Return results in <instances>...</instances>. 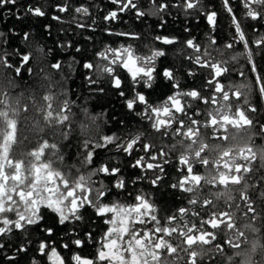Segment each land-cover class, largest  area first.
I'll list each match as a JSON object with an SVG mask.
<instances>
[{
  "label": "snow or ice",
  "instance_id": "1",
  "mask_svg": "<svg viewBox=\"0 0 264 264\" xmlns=\"http://www.w3.org/2000/svg\"><path fill=\"white\" fill-rule=\"evenodd\" d=\"M110 2L116 8L103 17L110 22L119 20L124 12L134 10L135 17L140 20L148 15L164 13L170 7L159 0H151L155 10L145 12L140 9L136 0ZM222 3L235 29L233 42L225 44L224 48L230 50L234 48V44L239 43L243 45L244 51L232 55L230 60H217L212 50V46L218 43L215 36H210L208 46L203 48L194 38L185 41L186 48L194 53L186 57L188 61L210 71V78L206 81L210 96H204L195 88L184 90L176 78L177 70L166 67L159 75L171 83L174 91L161 105L151 103L143 91H134L131 98L125 99L129 112L147 121L156 133L183 138L172 144L167 151L163 147L157 148L154 143L145 142L146 136L139 132L127 137L103 135L95 140L89 138L82 142L83 156L79 161L80 167L76 168L77 175L73 177L71 167L65 166L68 167L67 171L54 167L57 163L63 164L65 159L57 142L50 143L41 135L36 148L22 149L29 136L20 134L21 118L29 108L21 104L22 94H12L17 87L15 77L6 83L0 82V252L8 247L3 242L4 237L14 233L27 234L31 229L43 234L37 251L41 256L47 257L49 264H180L181 261L183 264H205V258L212 262L216 255L224 254L225 245L240 250L234 256L244 257L241 264H260L256 256L264 254V243L254 241L249 249L242 245L248 243L243 229L259 233L260 228L254 222L264 215V210L257 211L255 200L250 194V189L256 188V182L264 187V146H257L255 142L256 136H264V121L254 118V114L259 112L264 103V63L256 59L257 55L264 53V35H258L256 40L249 41L240 19L233 11L231 0H222ZM241 3L246 18L264 21V0H241ZM9 4L16 5L17 0H0V9ZM200 4L201 0H184L183 7L186 10L202 11ZM57 8L60 12L68 11L67 4L57 5ZM26 11L38 17L46 14L41 7L29 6ZM74 11L84 16L90 15L85 6L76 7ZM202 14L210 28L215 30L218 13L208 11ZM16 18L20 19V16L17 15ZM53 19L61 18L54 16ZM92 23L95 24V20ZM165 23L161 18L158 27L163 28ZM77 27L84 28L86 25L78 23ZM106 31L109 35L140 39L136 33L112 32L111 29ZM185 31L189 29L185 28ZM253 31L257 30L253 28ZM22 39L26 43L30 42V33L25 32ZM154 39L163 45L177 43L175 37L157 35ZM7 43L5 33L0 32V66L13 69L17 77L21 75L22 68H26L31 75L33 69L28 65L34 58L33 53L16 50L14 54L20 57V61L18 66H14L9 54L3 50ZM253 44L258 51L252 50ZM62 47H71V44ZM214 50L220 56L224 55L220 48ZM36 51L46 56L43 47L38 46ZM76 51L79 52L80 49L77 48ZM96 55L107 63L94 65L87 62L83 67L90 71L95 69L100 75L110 77L111 86L121 89L119 95L125 97L117 68L128 71L133 89L136 85L141 89H151L156 80V61L165 57L166 51L156 48L150 49L148 55H139L131 45H122L119 48L107 47ZM35 58L39 60L42 57ZM241 58L248 66L247 72L243 64L239 69L230 67L231 61L239 62ZM50 67L60 71L63 65L57 61L50 64ZM39 71L43 73L44 69ZM231 73H237L243 78L242 81L228 85L222 83ZM194 74L191 70L187 73L189 76ZM43 79L49 80L48 91L41 97L43 104H38L34 97L31 98L32 107L39 118L33 117L25 131L40 134L51 129L53 136L68 140L75 116L72 111L75 101L59 99L52 91L51 78L45 73ZM87 79L90 85H96L99 76H89ZM96 90L100 93L105 91L103 87ZM190 101L209 105L211 110L201 114L193 109ZM81 111L92 123L96 122L97 117L89 115L87 108ZM200 115H203V119L193 118ZM23 119L28 121L29 118L23 116ZM119 123L124 125L123 120ZM87 127L86 124L81 125L83 129ZM211 139L226 143H209ZM112 148L129 157L136 151H142L145 155L137 156L130 165L131 168L140 170L131 183L136 185L147 181L153 187L163 181L167 174L166 166L172 162L169 157L179 150L176 161L179 166L176 170L180 175L169 186L187 194L188 205L198 207L195 210L180 207L177 213L161 217L150 196L142 192L133 196L132 191H129V180L124 177L119 164L110 162L94 165L97 150L111 151ZM82 168L87 171L82 172ZM201 168L204 169L203 172L200 171ZM101 176L110 183L106 184L104 180L98 179ZM211 188L223 189L211 193L215 201L205 195ZM113 190H119L117 195L126 192L129 197H133L134 203L106 202ZM259 195L264 198V193ZM237 198L242 202L243 209L240 203H236ZM222 199L228 209L235 208L248 222L241 227L240 217L236 212L219 210L217 202ZM87 208L93 209L98 217H107L104 223L110 227L100 240L95 241L99 247L94 258L82 256L79 252H74L70 258L64 257L57 250V245L71 251V246L81 249L94 240L90 231L84 232L83 237L76 235L75 225L84 221V210ZM43 209L54 213L59 225L73 224L67 235L76 238H72L70 243H60L56 239L55 226L44 224ZM201 209L204 210L203 214ZM222 228L226 237L223 240L220 239ZM63 239L64 237H60V240ZM31 243L29 239L27 244H19L16 252L27 253ZM6 260L9 264H18L13 255H8ZM232 260L233 256L227 257L228 264ZM32 264L37 262L33 260Z\"/></svg>",
  "mask_w": 264,
  "mask_h": 264
},
{
  "label": "trees",
  "instance_id": "2",
  "mask_svg": "<svg viewBox=\"0 0 264 264\" xmlns=\"http://www.w3.org/2000/svg\"><path fill=\"white\" fill-rule=\"evenodd\" d=\"M160 3H167L170 7L166 12L159 15H148L143 19L138 20L133 11L124 12L121 14L120 19L115 22L105 21L103 17L111 10L116 8L110 0H17L16 5H6L0 9V32L5 33V38L8 40L7 45L4 46L10 56V62L14 66L19 65L20 57L15 55L16 50H23L33 53V60L28 65L33 69L31 75L27 72L26 68L21 69V75L15 76L13 69H6L0 66V82H5L15 77V84L17 87L13 90L12 94L21 95V104L27 105L29 111L24 113L29 119L25 121L23 116L21 118V136L28 135L29 140L25 141L22 146L23 150H31L37 147V141L42 135L43 138L48 139L49 142H57L59 144L60 152L64 155V163H57L54 167H58L64 171L68 167L72 168V176L77 175L76 168L80 167L79 161L83 156L81 148L82 142L86 139H97L103 135H117L127 137L129 134L135 135L138 132L146 136L145 142L154 143L157 148L171 149L172 144L179 141L178 136H161L150 128V125L143 118L129 112L125 106V99L131 98L134 91H143L148 97L149 101L154 105H161L168 95L173 93L171 83L164 79L160 72L166 67L176 69V78L180 81L184 90L198 89L204 96H210L209 86L206 85L207 79L210 78V71L207 68L197 67L186 58L188 55H194L191 49L186 48L185 41L194 38L202 48L207 47L209 37L215 36L217 45L212 46L213 55L217 60L229 59L232 55H238L244 51L243 45L236 43L233 49H225L224 45L233 42L235 29L232 26L231 18L223 7L222 0H216V12L218 13V27L215 32L209 30L205 15L211 7L210 0H201L199 8L202 11L193 9L186 10L183 7L184 0H159ZM136 3L141 10L150 12L155 10V6L151 0H136ZM68 5V11L60 12L57 5ZM31 6L41 7L46 13L43 17H38L27 13V8ZM88 7L90 15L84 16L76 13V7ZM231 6L234 13L241 21L242 28L245 31L246 38L249 41L256 40L261 31H253V27L257 26L258 21L244 18L243 5L241 0H231ZM17 15L20 19H17ZM54 16H59L61 19H53ZM161 18L166 23L163 28L158 27ZM95 20V24L92 21ZM78 23L86 25L84 28L77 27ZM250 25L246 27V25ZM188 28L189 31H185ZM106 29H111L112 32H130L136 33L140 39H132L129 37L109 35ZM30 33V42L26 43L22 37L23 34ZM169 36L175 37L177 43L173 45H163L155 41V36ZM71 44V47H62V45ZM122 45H131L135 52L139 55H148L150 49L163 48L166 51V56L157 59L156 80L151 89H141L139 85L133 89V81L130 74L124 68L118 67L117 74L122 79V90L125 92V97H121L119 92L121 89H115L111 86V78L107 75H100L98 71L88 70L83 67L84 63L91 62L94 65H104L107 61L100 60L96 53L103 51L107 47L119 48ZM43 47L46 56H42L37 52V47ZM220 48L224 55L220 56L214 49ZM254 52L258 51L255 45H251ZM80 51L77 52L76 49ZM51 50V51H48ZM42 57L37 60L35 57ZM256 59L260 63H264V53L257 55ZM60 61L63 65L60 71L51 69L50 64ZM244 65V70L247 72V64L241 58L239 62L231 61L230 67L240 68ZM71 65V68H69ZM43 68L44 72L39 70ZM191 70L195 74L192 76L187 75ZM45 73L51 78L52 91L55 92L59 99L68 98L75 101L72 111L75 113L73 117L72 130L69 134V139L64 140L58 136H53L51 129L46 130L44 133H36L33 131H25V127L30 123L33 117H38L34 111L32 104V97L35 98L38 104H43L41 99L42 95L48 91L49 80L43 79ZM92 76L99 80L96 85H90L87 77ZM237 73H231L227 78L222 80L225 85L236 84L242 81ZM103 87V93L98 92L96 89ZM64 93L65 95H61ZM193 109L198 111L195 106H201L203 109L208 110V105L190 101ZM55 106V105H54ZM143 107V106H141ZM87 108L89 115L97 117L96 122L92 121L86 116L81 109ZM191 114V113H190ZM194 116L193 118H196ZM120 120L124 121V125L119 123ZM82 124H86L87 129L81 128ZM223 142V141H222ZM187 143V141H185ZM134 153H143L136 151ZM133 153V154H134ZM179 150L169 158L172 161L168 165V172L165 175L161 186L154 189L156 199L160 200L161 205L165 208L171 207L177 197V191L168 187L170 180L176 182L178 174L175 170L173 162L177 159ZM144 154V153H143ZM99 157L102 158L100 161ZM47 158V157H45ZM134 157L126 156L117 153L115 148L111 151L97 150V155L94 158V165L114 163L119 164L123 170V175L129 180V191H132L131 180L135 179V175L140 172L139 169L130 167L133 163ZM68 166V167H65ZM75 166V167H72ZM86 169H81L84 172ZM151 175V174H149ZM96 179V178H94ZM104 182L110 183L109 180ZM147 181L138 182V192H145L144 185ZM251 183V181H250ZM140 190V191H139ZM223 189H218L222 191ZM113 190L106 202H113L117 200H132L126 192ZM132 193H134L132 191ZM236 194V193H234ZM238 197V194H236ZM237 200H239L237 198ZM222 204L218 207H225L223 199ZM44 210V209H43ZM237 215L240 212L233 208ZM35 230H29V233H14L3 238V242L8 244V247L0 252V264H9L6 260L8 255L16 257L18 264H30L34 259L32 254V247L34 241ZM7 238V240H5ZM32 243L28 245L27 253H17L16 247L23 241L24 244L28 240ZM23 257V258H21Z\"/></svg>",
  "mask_w": 264,
  "mask_h": 264
},
{
  "label": "flooded vegetation",
  "instance_id": "3",
  "mask_svg": "<svg viewBox=\"0 0 264 264\" xmlns=\"http://www.w3.org/2000/svg\"><path fill=\"white\" fill-rule=\"evenodd\" d=\"M211 3V7L209 8L208 11H216V0H210ZM206 11V12H208ZM243 12L245 13V9L243 7ZM244 15V14H243ZM244 18L247 20L248 18L245 17ZM218 19V16H217ZM205 21L207 22L206 18ZM207 26L209 28V30H211L212 32H215L217 27L215 30L211 29L210 26L207 23ZM250 25H246V27H249ZM253 28L257 29L258 31H261L260 35H264V21H260L258 22L257 26H254ZM211 95V92H210ZM194 108H198V112L201 114H205L208 111L211 110V106L208 105V110L203 109L201 106H195ZM254 118L260 121H264V103H262V106L260 107V110L257 114H254ZM196 119H203V115L197 116ZM99 139V138H97ZM183 139L182 137H179V140ZM209 143H226V142H222V141H218L215 139H211L208 141ZM255 142L257 146H264V136H256L255 137ZM139 155H145L143 153H134L133 157L134 159L139 156ZM174 155V154H172ZM177 156H179V154H175ZM100 161L102 160L101 157H99ZM177 159L175 160V162H173V165H175V170L177 169V167L179 166L176 163ZM170 165V164H169ZM168 166V165H167ZM166 166V173L168 172V167ZM87 169L84 171L86 172ZM201 172L204 171L203 168L200 169ZM177 172V170H176ZM151 174V173H149ZM178 176L180 175L177 172ZM258 175V174H257ZM98 179L104 180V178L101 176ZM170 183H168V187H170L169 185L171 183H174L173 180L169 181ZM251 183H253V181H251ZM257 186L254 189H250V194L253 196V199L255 200V207L257 208L258 212H261L262 210H264V198L260 197V193H264V187H260L259 186V182H256ZM161 186L160 184L157 186L159 187ZM140 186L136 185H132V191L133 196L138 192V188ZM145 192H142L143 194L150 196L151 199L154 201L157 209L159 210V215L161 217L163 216H167V215H171L174 213H177V210L180 207H189L193 210H195L198 206H190L187 204V194L182 193L180 191H178L177 189H175L177 191V197L179 200H175L174 204L169 207V208H165L163 207L160 203L159 199H156V195L153 192L154 189H156L157 187H153L151 186L149 183L145 184L144 186ZM130 188V187H129ZM171 188V187H170ZM173 189V188H171ZM218 189L221 188H211L209 191H207L205 193V195L208 196V198L213 199L215 201V197L211 195V193L218 191ZM140 191V190H139ZM123 203H134V200L132 198V200L126 201V200H117ZM236 203H240L241 204V208L243 209V204L240 200H236ZM218 207L222 204V201L220 200L219 202H217ZM219 210H230L233 211L232 209H228L227 206L225 205V207H220L218 208ZM43 214L45 216V221L44 224L48 225V226H55L56 228V239L60 242V243H64V242H69L72 238H76L75 236H69L67 235V233H69L73 227V224H68L66 226H61L58 223H56V216L54 213H52L51 211L44 209L42 210ZM203 209H201V213L203 214ZM251 215V214H250ZM238 217H240L239 220V224L241 225V227L243 226L244 223H247V218L242 217L241 215H237ZM107 219V217H98L95 215V212L93 209L91 208H87L84 210V221H82L81 223L75 225L76 229H77V234L80 237H83V233L86 231H90L93 233V237L94 240L90 241L89 243H87L83 248L81 249H77L75 248V246H71V251L66 250V249H62L57 245V250L64 256L67 258H70L71 255L74 252H79L82 256L85 257H89V258H94L96 255V250L99 247V244H97L95 241L100 240V238L104 235V233L106 232V230L108 229V227H110V225H107L104 223V220ZM255 225L257 227L260 228V232L259 233H253L252 231L248 230V229H243L245 231L248 243L246 245H242V247L249 249L251 247V244L254 241H259L260 243H264V215H262L260 218L257 219V221L254 222ZM224 229L222 228L220 230V239H226V237L223 235ZM43 234L39 232V230H35L34 232V241H33V247H32V254L34 255V259L37 264H49L47 257L46 256H41L40 253L37 251L38 247H39V240L42 238ZM60 237H64L63 240H60ZM5 240H7V238H5ZM20 243H23V241H21ZM225 247V252L222 255H216L215 257V261H208L207 258H205V264H228L227 261V257L228 256H233V260L231 262V264H241V260L244 259L243 256H234L235 252L240 251L239 249H232L230 247H228L227 245L224 246ZM181 256H183V253L180 254ZM256 259L260 261V264H264V254H260L256 256ZM32 260V262H33ZM32 262H30V264H32ZM180 264H183V261L180 262Z\"/></svg>",
  "mask_w": 264,
  "mask_h": 264
}]
</instances>
